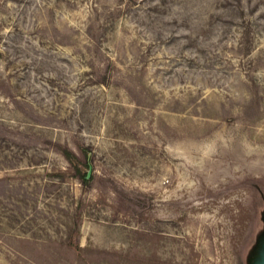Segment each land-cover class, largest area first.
Wrapping results in <instances>:
<instances>
[{
	"label": "rangeland",
	"instance_id": "rangeland-1",
	"mask_svg": "<svg viewBox=\"0 0 264 264\" xmlns=\"http://www.w3.org/2000/svg\"><path fill=\"white\" fill-rule=\"evenodd\" d=\"M0 264H264V0H0Z\"/></svg>",
	"mask_w": 264,
	"mask_h": 264
},
{
	"label": "trees",
	"instance_id": "trees-1",
	"mask_svg": "<svg viewBox=\"0 0 264 264\" xmlns=\"http://www.w3.org/2000/svg\"><path fill=\"white\" fill-rule=\"evenodd\" d=\"M69 156H70V154H69ZM78 170L81 171L80 167H78ZM83 176H84V178H86L87 177V174H84Z\"/></svg>",
	"mask_w": 264,
	"mask_h": 264
},
{
	"label": "water",
	"instance_id": "water-1",
	"mask_svg": "<svg viewBox=\"0 0 264 264\" xmlns=\"http://www.w3.org/2000/svg\"><path fill=\"white\" fill-rule=\"evenodd\" d=\"M91 171H92V169H91V167H90V170H89V172H88V177L91 175Z\"/></svg>",
	"mask_w": 264,
	"mask_h": 264
}]
</instances>
